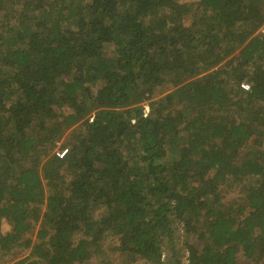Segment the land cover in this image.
<instances>
[{"label": "trees", "instance_id": "obj_1", "mask_svg": "<svg viewBox=\"0 0 264 264\" xmlns=\"http://www.w3.org/2000/svg\"><path fill=\"white\" fill-rule=\"evenodd\" d=\"M263 26L264 0H0V255L264 264Z\"/></svg>", "mask_w": 264, "mask_h": 264}, {"label": "rangeland", "instance_id": "obj_2", "mask_svg": "<svg viewBox=\"0 0 264 264\" xmlns=\"http://www.w3.org/2000/svg\"><path fill=\"white\" fill-rule=\"evenodd\" d=\"M185 23L190 24L191 23V16H188L186 18ZM171 90H169L168 86L163 87L160 90V94H167ZM145 111L148 112V106L147 103L144 105ZM62 142L58 144V146L55 149L56 151H60ZM237 193L230 191L226 194L225 200L227 201H233L237 198ZM106 252V253H105ZM30 252L29 251H16L14 254H9L6 256L0 255V264H14L15 262L21 260L22 258H26ZM104 254L100 258H94L90 261V264H122L121 257L117 252H114L112 249H110L109 246L105 245L104 248ZM183 264H186V257L182 258ZM245 264H247V261H243Z\"/></svg>", "mask_w": 264, "mask_h": 264}, {"label": "built area", "instance_id": "obj_3", "mask_svg": "<svg viewBox=\"0 0 264 264\" xmlns=\"http://www.w3.org/2000/svg\"><path fill=\"white\" fill-rule=\"evenodd\" d=\"M260 33L264 34V26L260 29ZM241 87H242V89H244V90H248V86L245 85V84L242 85Z\"/></svg>", "mask_w": 264, "mask_h": 264}]
</instances>
